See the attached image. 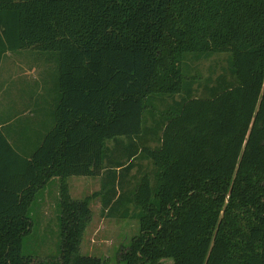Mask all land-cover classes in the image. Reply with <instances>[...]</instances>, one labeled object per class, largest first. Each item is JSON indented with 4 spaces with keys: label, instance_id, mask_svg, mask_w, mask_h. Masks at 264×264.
Wrapping results in <instances>:
<instances>
[{
    "label": "trees",
    "instance_id": "obj_1",
    "mask_svg": "<svg viewBox=\"0 0 264 264\" xmlns=\"http://www.w3.org/2000/svg\"><path fill=\"white\" fill-rule=\"evenodd\" d=\"M19 50L57 63L58 95L52 124L8 132L0 120V264H105L80 252L92 196L72 199L66 179L109 169L115 196L116 168L137 156L153 171L122 195L140 232L119 264H264V0H0V65ZM222 52L233 81L193 95L189 60ZM157 99L170 100L158 113ZM119 137L127 164L107 156ZM53 178L50 262L22 245Z\"/></svg>",
    "mask_w": 264,
    "mask_h": 264
},
{
    "label": "rangeland",
    "instance_id": "obj_2",
    "mask_svg": "<svg viewBox=\"0 0 264 264\" xmlns=\"http://www.w3.org/2000/svg\"><path fill=\"white\" fill-rule=\"evenodd\" d=\"M229 53H214L207 57L189 60L186 75L193 80V95L206 96V87L214 88L233 81L229 70ZM45 70L47 73H45ZM45 73V74H44ZM57 63L44 61L33 50H19L5 54L0 65V120L7 121V131L18 130L22 125L35 128L43 119L53 123V108L57 100ZM175 99L180 96L176 95ZM170 100H156L153 104L155 112L163 111ZM156 117V116H155ZM147 123L153 125L154 116L146 113ZM156 117L155 119H157ZM150 145L156 142L150 138ZM138 141V140H137ZM107 156L114 162L131 161L127 159L129 140L119 137L108 140ZM137 158V159H136ZM133 159V167L125 171L116 168L113 192L105 186L110 170L106 169L98 176H69L66 179L68 193L72 199H90L91 218L87 223L80 244V252L101 258L105 264H119L118 253L127 248L132 238L139 234V221L132 216L135 208L122 195L130 192L145 172L151 173L150 162L137 156ZM125 165V164H124ZM112 188V187H111ZM97 193V194H96ZM103 193L110 196V204L103 206ZM95 194V196H93ZM59 179H51L40 190L37 199L31 206L33 220L32 230L23 239L22 254L40 257L45 261H53L59 254ZM118 199H122L120 202ZM114 208V209H113ZM127 210L129 216H123ZM161 264H172V259L161 258Z\"/></svg>",
    "mask_w": 264,
    "mask_h": 264
}]
</instances>
